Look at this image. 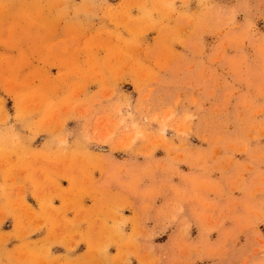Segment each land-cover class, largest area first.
<instances>
[{
  "label": "rangeland",
  "instance_id": "rangeland-1",
  "mask_svg": "<svg viewBox=\"0 0 264 264\" xmlns=\"http://www.w3.org/2000/svg\"><path fill=\"white\" fill-rule=\"evenodd\" d=\"M3 168L86 264H264V0H0Z\"/></svg>",
  "mask_w": 264,
  "mask_h": 264
},
{
  "label": "crops",
  "instance_id": "crops-1",
  "mask_svg": "<svg viewBox=\"0 0 264 264\" xmlns=\"http://www.w3.org/2000/svg\"><path fill=\"white\" fill-rule=\"evenodd\" d=\"M4 169L0 173V188L5 186L9 195L0 190V264H86L91 254L86 244L70 245L69 241L66 224L74 215L66 211L60 200L67 195L69 186L65 176H58L52 184L43 172H37L36 190L27 180L28 169L13 171V181ZM49 196L53 199L52 215L42 205ZM17 219L22 220L19 228L15 225Z\"/></svg>",
  "mask_w": 264,
  "mask_h": 264
}]
</instances>
